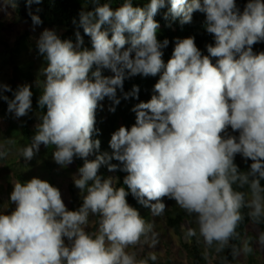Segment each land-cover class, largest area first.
<instances>
[{
    "label": "clouds",
    "instance_id": "1",
    "mask_svg": "<svg viewBox=\"0 0 264 264\" xmlns=\"http://www.w3.org/2000/svg\"><path fill=\"white\" fill-rule=\"evenodd\" d=\"M34 2L41 0H27L29 6ZM92 3L94 8L82 11L79 20L91 39V49L81 47L84 38L79 28L75 44L47 28L37 40L47 61L38 104L47 111L36 125L32 142L20 149L28 161L36 153L32 162L44 155L42 162L36 161L37 171L39 167L46 172L52 162L73 166L75 157L83 158L74 176L83 203L69 210L60 189L47 180L15 181L10 201L16 207L10 214L0 211V264L156 261L155 252L138 258L136 251H129L159 243L154 223L128 203L129 191L153 216L163 215L164 197L175 200L195 221V227L184 230V239L202 238L207 260L214 244L219 254L238 236L243 209L249 210L253 224L264 221V51H253L254 44L264 41V0H247L243 11L236 0H150L145 7L124 0L115 9L108 2ZM168 3L165 15L180 17L181 24L191 23L196 11L206 15L204 26L215 40L207 45L208 55L201 53L193 37L177 38L165 64L162 49L169 40L157 39L155 16ZM9 5L15 7L16 0H2L0 10ZM30 15L34 27L42 24L39 15ZM104 69L114 75H103ZM158 73L162 74L155 94L132 109L136 123L130 130L121 126L112 134L113 153L89 160L101 143L92 139L97 108L103 107L100 102L105 97L114 101L110 111L115 112L120 103L117 89L123 90L126 78ZM5 91L11 87L0 83V99L8 102V111L16 117L27 115L32 108L31 85L18 86L14 99ZM138 93L139 86L134 85L124 95L138 97ZM229 128L239 135L229 134ZM43 145H55L49 161ZM237 154L252 161L250 171L239 170ZM112 159L120 164L111 163ZM0 160L2 164L8 160L4 144H0ZM103 165L109 171L127 172L123 180L127 187L102 178ZM71 180L72 176L69 184ZM245 186L247 191L238 190ZM90 214L99 217L94 232L86 231ZM258 244L264 246V231ZM240 251L245 255L253 251L249 241L240 249L232 246L234 258Z\"/></svg>",
    "mask_w": 264,
    "mask_h": 264
},
{
    "label": "trees",
    "instance_id": "2",
    "mask_svg": "<svg viewBox=\"0 0 264 264\" xmlns=\"http://www.w3.org/2000/svg\"><path fill=\"white\" fill-rule=\"evenodd\" d=\"M101 3L108 2L110 6L115 9L119 7L124 0H100ZM238 7L241 11L245 7L247 0H236ZM150 3V0H133V6L145 7ZM92 0H41L40 3H32L30 6L27 4V0H16V6L12 7L13 13L8 16V22H11L7 27V33L0 34V55L2 61L4 60V66H0V71L5 77V84L11 87V91H5L9 99H14L15 90L18 86L23 84L31 85L32 95V108L23 117H16L14 112L8 111V102L0 99V138L4 141L5 148L8 153L19 151L20 149L32 142L34 135L36 134V125L42 122V116L46 114L47 107L43 109L39 107L38 100L43 92L42 84L39 77L42 74V69L46 67L47 61L43 55L39 53L37 47V40L41 33L47 29H54L61 36L62 39H71L75 44L77 37L75 35L77 28L84 38L83 45L81 46L91 49V39L89 36L84 35L82 26H79L80 13L82 11H91L94 8ZM170 3L166 7L160 9L155 16V19L159 23L157 30V39L163 41L165 38L169 40V44L166 48L162 49L165 64L172 57V53L175 47V40L177 38L193 37L197 47L201 50L203 55H208L207 45L214 44V36L206 31L204 22L206 15L199 11L193 13V19L191 23L181 24L180 17L173 18L169 13ZM39 15L42 24L33 26L31 15ZM111 36V33L109 34ZM128 35L127 33L125 34ZM130 45H125L128 47ZM253 51L259 53L264 51V41L258 42L253 45ZM134 55V54H133ZM215 63L216 58H212ZM95 70V69H93ZM105 76L114 75L110 70L104 69L102 72ZM158 73L155 76H143L135 75L128 77L124 81V87L121 91L117 89V97L120 99V103L115 105V112L110 111V107L114 105V101L109 100L107 97L100 103L103 105L102 108L98 107L96 111V122L95 129L92 139L100 140V148L94 151L88 159L93 160L96 155L107 153L111 155L113 149L110 147V140L112 134L117 131L121 126L130 128L136 123V113L132 111L134 106L141 101H148L151 99L154 93V86L160 79ZM134 85L139 86V93L137 96H130L125 98V93L131 92ZM107 111L109 113H107ZM41 117V118H40ZM228 133L238 136V132H232L229 128ZM11 140L13 143H8ZM45 151V161H49V157L52 155V145H43ZM37 154V153H36ZM34 157L30 160L32 161ZM20 162H26L24 157L17 156ZM3 160V159H2ZM84 163V159L75 157L73 166L75 169L72 175V180L69 184V190L72 197V202L69 210H77L83 203V199H79L77 194V187L75 186L74 176H78V169ZM111 163L120 164L119 161L112 159ZM235 163L237 164L240 171H250V165L252 161L249 159L247 162L242 158L241 155L237 154L235 157ZM8 167V166H6ZM122 167V166H121ZM99 174L102 178H112L116 187H127L123 184L124 177L128 174L127 172L117 169L115 171H109L107 165L101 166ZM92 182H89L91 184ZM261 185L264 187V180H261ZM235 187V186H234ZM241 191H247V186L244 189H238ZM128 203L136 208L140 215L146 220L152 216L151 209L145 207L138 202V200L131 194L127 196ZM163 202L166 204L164 216L166 217L168 225L174 229L180 237L183 236V227H195L194 218L187 215V213L180 209L176 204V201L169 199L168 197L163 198ZM147 208L148 211L142 210ZM248 209H243L244 220L240 223L237 228L238 236L233 238L230 246L226 247L222 252L217 254L215 252L216 245L214 244L209 249L211 262L213 264H238V259L242 251L239 252L235 258L233 257L232 246L237 249L242 248L244 238L250 231L249 227L252 223L251 219L247 216ZM96 221L99 217L95 215ZM258 227L261 231H264V221L259 225L253 224ZM183 226V227H182ZM98 229V223H95L94 228L87 232H94ZM258 236L256 238L258 240ZM185 246L189 248L190 252L193 253L194 264H209V258L205 260L203 253L205 245L201 239L194 242L192 246L196 247L194 251L189 244L185 243ZM251 252H257L253 247ZM149 255L142 252L138 253V258H146ZM149 264H160L157 261H149ZM248 264H264L263 260L256 257H252Z\"/></svg>",
    "mask_w": 264,
    "mask_h": 264
},
{
    "label": "rangeland",
    "instance_id": "3",
    "mask_svg": "<svg viewBox=\"0 0 264 264\" xmlns=\"http://www.w3.org/2000/svg\"><path fill=\"white\" fill-rule=\"evenodd\" d=\"M0 3H2V0H0ZM13 13V9L11 5H9L4 10H0V34L7 33V27L11 22H8V16ZM4 66V60L2 61V57L0 55V66ZM46 79L44 75H40L39 80L40 82H43ZM0 83L5 84V77L3 73L0 71ZM107 113H109L107 111ZM41 118V117H40ZM0 144H4V141L0 138ZM42 145V144H41ZM40 145V147H41ZM55 151V145H52ZM12 156H19V151H14V153H11ZM44 160V155L41 154V157L39 159L35 160L33 162V166L35 165L34 169H36V173L34 174V177H38L40 179L47 180L55 187L60 188L62 199L64 203L66 204L67 208L70 206V192H69V183L65 182L67 177L71 172H73L74 168L72 166H67L65 171L63 173H57L61 171V166L57 163L52 162L46 169V172L44 170H40L38 167L37 171V163L36 161L42 162ZM1 161V160H0ZM27 163H32V161H29ZM3 166V164L0 162V168ZM29 172H31L32 169H27ZM50 171H53L54 173H48ZM7 178L10 180V184L14 189V182L13 178H11L9 175ZM114 184V183H113ZM79 189V188H77ZM13 191V190H12ZM77 193L79 196H81V190H77ZM10 194L11 192H7L6 190H3L0 192V211H4L7 214H10L11 211H13L16 207L14 203L10 201ZM142 210L148 211L147 208H142ZM150 218L146 219L148 222L154 223V230L159 235V243L156 245L155 248H149L148 246H145L143 248H140L137 246L136 248H130L129 251H136L137 253H146L149 256L155 252L157 255V262L160 264H194L193 259V253L190 252L189 248L185 246L186 244H189L191 248L195 251L196 247L192 246L194 242L202 238L194 237L192 238L191 242H188L184 239V236L180 237V235L172 229L166 220V217L163 215L160 216H153L152 213L150 214ZM90 223L86 226V231L94 228L96 219L94 214H90L89 216ZM195 224V221H194ZM250 231L248 232V235L244 238V241H249L250 245H253L254 249L257 250V252H254L253 254H247L245 255L243 252H241L238 264H248L249 260L254 256L260 260L264 261V246H261L258 244V240L256 238V235H259L260 229L256 225L251 224L249 227ZM186 230L183 227V231ZM243 241V243H244ZM65 244L70 245V241L65 239ZM209 264H213L211 262V257L209 255Z\"/></svg>",
    "mask_w": 264,
    "mask_h": 264
},
{
    "label": "crops",
    "instance_id": "4",
    "mask_svg": "<svg viewBox=\"0 0 264 264\" xmlns=\"http://www.w3.org/2000/svg\"><path fill=\"white\" fill-rule=\"evenodd\" d=\"M12 152L8 153V160H5L3 163V166L0 168V192L7 189V192H12L13 187L10 184V180L7 178L9 175L13 180L20 181L21 183H26L30 179L34 177V174L36 173V169H34L35 165L33 166L32 163L26 162H20L17 158V156H12ZM56 163V162H55ZM8 166V167H6ZM61 166V165H60ZM69 166H72L70 164ZM73 167V166H72ZM61 173H63L66 169V167L61 166ZM74 168V167H73ZM27 169H32L31 172H29ZM74 174L71 172L65 182L68 183L70 177ZM60 189V188H59ZM61 191V190H60ZM71 203V199L69 201ZM66 239V237H65Z\"/></svg>",
    "mask_w": 264,
    "mask_h": 264
}]
</instances>
